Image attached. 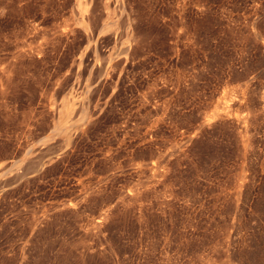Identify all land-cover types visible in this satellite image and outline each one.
<instances>
[{
	"label": "rangeland",
	"instance_id": "1",
	"mask_svg": "<svg viewBox=\"0 0 264 264\" xmlns=\"http://www.w3.org/2000/svg\"><path fill=\"white\" fill-rule=\"evenodd\" d=\"M0 264H264V0H0Z\"/></svg>",
	"mask_w": 264,
	"mask_h": 264
},
{
	"label": "bare ground",
	"instance_id": "2",
	"mask_svg": "<svg viewBox=\"0 0 264 264\" xmlns=\"http://www.w3.org/2000/svg\"><path fill=\"white\" fill-rule=\"evenodd\" d=\"M122 2V1H121ZM122 4H123V2H122ZM128 51V45H127V47L125 48V51H124V53H126ZM88 108V107H87Z\"/></svg>",
	"mask_w": 264,
	"mask_h": 264
}]
</instances>
